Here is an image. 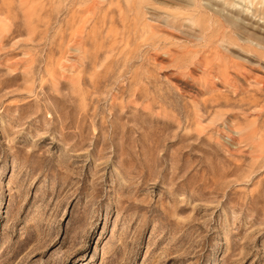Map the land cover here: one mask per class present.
<instances>
[{"label":"rangeland","instance_id":"obj_1","mask_svg":"<svg viewBox=\"0 0 264 264\" xmlns=\"http://www.w3.org/2000/svg\"><path fill=\"white\" fill-rule=\"evenodd\" d=\"M0 264H264V0H0Z\"/></svg>","mask_w":264,"mask_h":264}]
</instances>
